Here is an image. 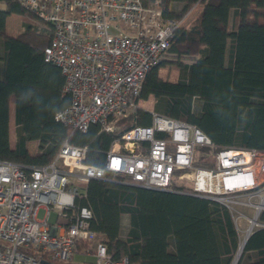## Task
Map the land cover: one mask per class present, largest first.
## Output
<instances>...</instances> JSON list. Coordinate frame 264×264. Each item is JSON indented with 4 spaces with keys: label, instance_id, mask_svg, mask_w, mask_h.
<instances>
[{
    "label": "trees",
    "instance_id": "1",
    "mask_svg": "<svg viewBox=\"0 0 264 264\" xmlns=\"http://www.w3.org/2000/svg\"><path fill=\"white\" fill-rule=\"evenodd\" d=\"M156 1L143 3L152 6ZM158 4L164 18L175 20L183 19L197 4L202 8L189 24L175 30L167 52L176 57H164L147 72L140 99L153 96L154 112L196 124L218 145L264 149V0H160ZM14 13L25 26L15 33L7 26ZM233 14L236 22L231 26ZM36 18L17 0H0V159L49 164L68 140L88 147L86 162L104 165L120 134L117 127L150 125L152 111L139 105L118 117L109 132L98 124L87 131L73 129L58 120L57 113L69 104L71 95L64 91L61 68L45 59L52 26L49 22L42 26ZM163 66L176 67L178 78L161 76ZM30 140L38 141L34 152L27 147ZM130 179L109 171L103 179H92L77 198L78 207L92 210L90 228L106 243L113 259L127 257L131 264H233L241 238L228 207L192 193L127 182ZM124 214L129 215V226L122 234ZM236 264H264V227L250 234Z\"/></svg>",
    "mask_w": 264,
    "mask_h": 264
},
{
    "label": "built area",
    "instance_id": "2",
    "mask_svg": "<svg viewBox=\"0 0 264 264\" xmlns=\"http://www.w3.org/2000/svg\"><path fill=\"white\" fill-rule=\"evenodd\" d=\"M17 1L51 24L45 59L61 68L71 95L56 118L82 131L93 124L113 131L118 117L140 105L147 72L184 19L164 18L160 0ZM151 111L150 125L117 127L104 165L86 162L88 147L68 140L49 164L0 159V264H68L81 253L93 256L90 264H131L110 256L90 228L92 210L76 205L89 182L109 171L140 186L218 201L239 232L247 222L246 236L264 227V149L218 145L196 124Z\"/></svg>",
    "mask_w": 264,
    "mask_h": 264
},
{
    "label": "rangeland",
    "instance_id": "3",
    "mask_svg": "<svg viewBox=\"0 0 264 264\" xmlns=\"http://www.w3.org/2000/svg\"><path fill=\"white\" fill-rule=\"evenodd\" d=\"M201 8H202V4H197V5H195L187 14H186V16L184 17V19H183V21H182V25H187V24H189L194 18H195V16H197L198 15V13L200 12V10H201ZM176 9H180V7L178 6V7H176ZM21 19V22H22V18H20ZM36 20V22L38 23V24H41L42 26H46V24H45V22H43L42 20H40V19H35ZM231 22H232V25L231 26H234V24H235V22H236V19H235V16H234V14L232 15V18H231ZM10 24H11V27H10V29H12V28H17V26H18V20H16L15 18H12L11 19V21H10ZM25 27V26H24ZM23 27V28H24ZM20 28H22V26H21V23L19 24V28L16 30V32L20 29ZM22 28V29H23ZM21 29V30H22ZM176 56L174 55V54H172L171 52H167L166 53V55H165V59H173V58H175ZM183 59L185 60V61H191L192 60V58H190L189 56H183ZM176 67H173V66H167L165 69H163V74L166 76V77H168V78H172L173 76H174V69H175ZM153 99H154V97L153 96H151V97H149L148 99H142V101H141V103H140V105L142 106V107H144V108H146V107H152L153 106ZM13 112H14V110L12 111V116H11V118H10V129H11V136H12V138L14 137V132H15V121H14V114H13ZM246 213L247 214H250V211L249 210H246ZM37 216L39 217V218H43L44 216H45V209H40L39 211H38V214H37ZM56 216H57V214L54 212V211H52V213L50 214V216H49V220L51 221V222H54L55 220H56ZM128 226H129V215L128 214H124L123 216H122V234H124L125 233V231L128 229ZM246 226H247V222L246 221H241V223L239 224V228L241 229L240 230V238H241V241H243L244 240V238H245V232H244V229L246 228ZM241 244H242V242H241ZM242 251H243V249H242ZM239 252V251H238ZM85 255V256H84ZM237 255H239L238 253H237ZM237 255H236V257H237ZM87 257V258H93V256L91 255V254H85V253H81V254H76L75 256H74V260L75 261H80V260H82V258H84V257ZM236 257L234 258V260H236ZM234 262V261H233Z\"/></svg>",
    "mask_w": 264,
    "mask_h": 264
},
{
    "label": "crops",
    "instance_id": "4",
    "mask_svg": "<svg viewBox=\"0 0 264 264\" xmlns=\"http://www.w3.org/2000/svg\"><path fill=\"white\" fill-rule=\"evenodd\" d=\"M12 18H15L16 20H18V26H17V28H12V29H10V27H11V24H10V21H11V19ZM21 16L19 15V14H16V13H14V14H12V15H10L9 17H8V20H7V26H8V28H9V30L11 31V32H13V33H15L16 32V30L19 28V24L21 23ZM232 18V17H231ZM230 24L232 25V22H231V19H230ZM190 57V56H189ZM191 58V57H190ZM167 66H163V67H161L160 68V74H161V76H163L164 78H166V79H169V80H172V81H175L177 78H178V75H179V71H178V69L177 68H175L174 69V76L172 77V78H168V77H166L164 74H163V69H165ZM151 97V96H150ZM154 100V99H153ZM146 108H148V107H146ZM151 108H153V106L151 107H149L148 109H150L151 110ZM14 110V106H11V110H10V118H11V116H12V111ZM13 114H14V112H13ZM27 147H28V149L31 151V152H34L36 149H37V147H38V141L37 140H30V141H28L27 142ZM85 256V255H84ZM83 256V257H84ZM85 260H93V258H87V257H84V258H82V260H80V261H76V262H82V261H85Z\"/></svg>",
    "mask_w": 264,
    "mask_h": 264
},
{
    "label": "water",
    "instance_id": "5",
    "mask_svg": "<svg viewBox=\"0 0 264 264\" xmlns=\"http://www.w3.org/2000/svg\"><path fill=\"white\" fill-rule=\"evenodd\" d=\"M141 186H142V185H141ZM144 187H145V186H144ZM147 188H149V187H147ZM249 236H250V235L245 236V238H244V240H243V245H242L243 247H244L246 241L248 240ZM241 253H242V250H241ZM241 253H240V255H241ZM240 255H239V257H240ZM239 257H238L236 260H234L233 264H236V263H237ZM45 262H46V263H49L48 261H45ZM51 264H53V263H51Z\"/></svg>",
    "mask_w": 264,
    "mask_h": 264
},
{
    "label": "bare ground",
    "instance_id": "6",
    "mask_svg": "<svg viewBox=\"0 0 264 264\" xmlns=\"http://www.w3.org/2000/svg\"><path fill=\"white\" fill-rule=\"evenodd\" d=\"M242 242V244H240L241 246H240V248L238 249L239 250V252H237L239 255H240V253H241V250L243 249V241H241ZM239 255H237V257H236V259L239 257Z\"/></svg>",
    "mask_w": 264,
    "mask_h": 264
}]
</instances>
